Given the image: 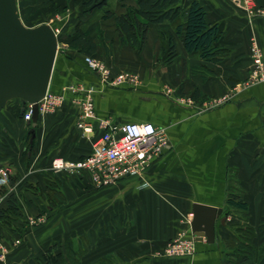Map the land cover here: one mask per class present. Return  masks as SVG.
Returning <instances> with one entry per match:
<instances>
[{
    "label": "crops",
    "instance_id": "obj_1",
    "mask_svg": "<svg viewBox=\"0 0 264 264\" xmlns=\"http://www.w3.org/2000/svg\"><path fill=\"white\" fill-rule=\"evenodd\" d=\"M191 1L179 3L187 6ZM196 1L205 9L207 21L219 28L215 43L219 61L187 53L176 37L178 56L164 63L158 33L161 29L173 33L172 26L150 25L146 43L137 52L120 44L112 19L96 20L90 27L97 44L93 55L107 65L112 76L132 73L137 83H101L86 66L85 53L58 42L49 90L64 93L63 104L31 122L21 118L19 100L0 110V146L7 140L8 146L11 144L5 154L11 162H18L21 156L14 139L23 132L22 123L34 126L35 154L46 162L55 157L78 160L90 152L91 142L77 126L78 107L72 94L64 90L72 84L93 87L97 118L109 123L150 121L164 129L168 145L140 174L100 188L86 179L73 180L78 188L74 196L78 199L83 193L84 221L77 225L75 214L69 231L57 227L54 233L68 232L74 239L86 236V251L80 259L84 264L100 258L110 264H257L253 259L241 261L235 249L237 242H243L246 228L253 231L251 243L256 248L264 246V81L249 82L251 37L264 55V15L249 16L242 0ZM251 1L264 9V0ZM17 6L21 13L19 0ZM64 25L62 22L60 32L69 33ZM216 98L223 100L213 107L205 105ZM97 122L93 120L94 128ZM24 164H18L22 178L39 169L38 165L24 168ZM18 186L17 182L5 185V194L17 191ZM232 195L247 204L245 211L227 205ZM23 199L21 219L27 224L39 214ZM4 201L2 195L0 207ZM193 203L222 208L215 222L214 241H195V253L190 256L162 254L167 242L180 232L192 236ZM46 229L26 227L19 243L4 226L0 264H29L31 252L41 255L48 245Z\"/></svg>",
    "mask_w": 264,
    "mask_h": 264
},
{
    "label": "trees",
    "instance_id": "obj_2",
    "mask_svg": "<svg viewBox=\"0 0 264 264\" xmlns=\"http://www.w3.org/2000/svg\"><path fill=\"white\" fill-rule=\"evenodd\" d=\"M109 1L86 0L84 4L90 7L92 11H99V17L96 20H113L120 44L128 45L140 52L146 43L150 25L165 24L173 28V33L162 29L158 33L162 48L167 52V62H171L178 56L176 37L182 40L183 48L187 53L198 54L205 61L216 62L221 59L220 55L217 54L218 49L215 45L220 37L219 28L216 24L207 21L205 9L196 0H192L187 6L181 5L179 0H116L123 9L119 13L115 11L114 6L110 5ZM19 16L23 22L20 11ZM96 20H77L72 25L69 33L61 31L57 35L58 42L66 43L68 47L79 53L95 57L93 52H95L97 44L90 34V27ZM97 31H99L98 27ZM19 114L23 113L20 111ZM26 155H29V153ZM41 175L42 172L41 174L28 175L26 179L22 180L21 185L18 186L20 189L17 190L20 191V195L16 191L5 194V188L3 189L5 201L4 206L0 207V240L4 238L3 230L4 226H7L14 233L15 240L21 241L27 226L25 221L21 219L23 217V204L20 198H24L23 200L26 203L31 204L33 208L35 207L40 211H43V208H41L42 202L48 199L49 203L46 202L49 204L48 211L55 209L54 204L55 201L57 202L55 200L57 194L53 191L55 189L53 186L56 181L48 178L47 174L44 175V179H40ZM74 176L78 180L86 179L90 182L89 175L86 172ZM32 179H36L35 185H32ZM15 181L13 176H9L8 185L13 186ZM42 197L46 199L42 200ZM227 205L237 210L245 211L247 209V204L233 195L228 198ZM106 227H102L101 230L107 231ZM252 234L251 229L246 228L244 230L242 234L243 242H237L236 254L241 261L253 259L257 264H264V246L256 248L250 240ZM84 237L86 238V236ZM227 242L231 243L229 240ZM69 243L73 245V240H69ZM82 247V243L75 250H72V246H69L63 253L59 246L52 242L45 247L41 255L34 256L37 260L35 258L30 260L29 258L28 263L84 264L80 259L83 258L86 248L83 249ZM92 264H110V262L108 263L107 260L100 258Z\"/></svg>",
    "mask_w": 264,
    "mask_h": 264
},
{
    "label": "built area",
    "instance_id": "obj_3",
    "mask_svg": "<svg viewBox=\"0 0 264 264\" xmlns=\"http://www.w3.org/2000/svg\"><path fill=\"white\" fill-rule=\"evenodd\" d=\"M242 1L249 16L264 15V9L256 6L251 0ZM54 32L58 35L60 28L56 26ZM59 49L58 43L57 50ZM249 52L251 60L249 82L264 81L263 50L255 37L250 38ZM83 60L103 84L117 85L123 82L135 84L138 82L137 76L128 72L112 76L107 65L96 57L85 55ZM64 90L72 94V101L78 107L77 126L90 140L91 150L78 160L52 158L50 170L73 174L86 172L92 186L100 188L114 184L122 177L140 174L149 162L158 157L168 145L164 129L150 121L109 123L107 119L97 118L92 96L93 87L72 84L66 86ZM64 100V93H53L48 89L44 97L36 103L38 115L53 113L63 104ZM222 100V98H216L205 105L213 107L220 104ZM32 114L33 104L28 103L22 119L30 122ZM94 119L98 120L96 128L93 126ZM0 172H3V175L8 174V170H1V168ZM195 249L194 238L182 231L167 242L162 249V254L169 257L190 256L195 253Z\"/></svg>",
    "mask_w": 264,
    "mask_h": 264
},
{
    "label": "water",
    "instance_id": "obj_4",
    "mask_svg": "<svg viewBox=\"0 0 264 264\" xmlns=\"http://www.w3.org/2000/svg\"><path fill=\"white\" fill-rule=\"evenodd\" d=\"M54 28L53 22L26 26L19 16L17 0H0V110L8 101L18 99L20 111L32 103V120L37 118L36 103L49 88L57 55ZM29 134L31 142L33 128ZM221 213L219 207L192 204L190 231L195 241H214L215 222Z\"/></svg>",
    "mask_w": 264,
    "mask_h": 264
},
{
    "label": "rangeland",
    "instance_id": "obj_5",
    "mask_svg": "<svg viewBox=\"0 0 264 264\" xmlns=\"http://www.w3.org/2000/svg\"><path fill=\"white\" fill-rule=\"evenodd\" d=\"M86 0H19L20 8H21V16L23 19V23H26L29 27L36 26L41 23H50L54 22L59 28L62 22H64V30L68 31L71 29L72 25L74 22L77 20H96L99 17V11H92L90 7L86 6L84 4ZM110 5L114 6V9L118 10H123L118 8V2L116 0H110ZM121 7V5H119ZM19 12V9H18ZM64 15V17H62ZM60 17H62L60 19ZM25 21V22H24ZM61 22V23H60ZM66 22V23H65ZM165 51L164 55V63L167 62V52ZM160 62V61H158ZM15 100H10L7 102L8 104L14 102ZM7 104V105H8ZM23 116V114H21ZM26 122V121H25ZM22 125V130L23 132L18 135L17 139H14V141L17 142L18 144V152H20L21 156L19 158L18 162H11L7 160L5 157V154L7 153L8 150L7 148H10L11 144L8 146V140L7 144L5 146H0V161H2L1 165V170H8V174L3 175V172H0V197L4 195V187L5 185L8 186L9 182V176H13L15 178V182H17L18 185H21V181L26 179L27 177L22 178V173L18 164L20 163H25V167H32V165H38V170L32 172L31 174L28 175H33V174H41L40 179H44V175H46L50 179H54L53 181H56L54 183V188L53 191H55L57 202L55 201V206L54 210L55 211H48V199L45 200L46 198L42 197V200H45L42 202L41 208H43V211H40L37 209V212L34 214H38L36 217L33 216L32 218H29V221L26 224V226L31 229L33 227L36 228H47L45 231V236L44 240L48 242V244H51L52 242L56 243V245L59 246V248L65 252L66 248L69 246H72V250H75L80 243H82V248H85L86 243L88 242V239L85 238L84 236L74 239L69 236L68 232H65L63 234H56L57 232L54 233V229L59 227L62 230L69 231L70 225L74 224V219L73 216L76 214L77 215V225L80 224V221L83 222L84 218V201L83 198L80 200L81 196L75 197V188L78 190L77 187L74 188V181L75 174L69 173V172H64V171H52L49 169L50 162L44 161L45 157L37 156L35 154V138L30 143V135H29V129L31 127L34 128V126L28 125L26 126L24 123ZM4 143V142H3ZM32 144V145H31ZM29 153V155H26ZM11 156V155H10ZM9 156V157H10ZM29 156V157H28ZM41 159L40 161H38ZM43 168V170L41 169ZM40 170V171H39ZM42 170V171H41ZM27 175V176H28ZM58 176V178H57ZM32 178V177H31ZM57 179V180H56ZM36 179H32V185H35ZM52 182V181H50ZM31 185V184H30ZM20 189V187H17ZM17 194L20 195V191H16ZM76 195V194H75ZM48 201V203H46ZM25 204H27L25 202ZM29 207L33 208L31 204H28ZM58 211V212H57ZM32 211H29L31 213ZM33 214V215H34ZM54 224V225H53ZM58 229V231H60ZM39 230V229H38ZM73 240V245L72 243H69V240ZM16 242H21V241H16ZM90 243V242H89ZM2 250V249H0ZM66 254V253H65ZM32 256V257H31ZM36 256L35 253L32 254L30 253V260L35 258ZM84 257V256H83ZM0 258H3V256H0ZM37 260V258H35ZM44 264V263H42Z\"/></svg>",
    "mask_w": 264,
    "mask_h": 264
}]
</instances>
